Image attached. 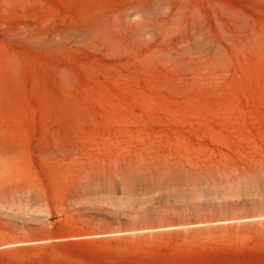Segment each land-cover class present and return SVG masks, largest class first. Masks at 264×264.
Returning <instances> with one entry per match:
<instances>
[{"label":"rangeland","instance_id":"374dc122","mask_svg":"<svg viewBox=\"0 0 264 264\" xmlns=\"http://www.w3.org/2000/svg\"><path fill=\"white\" fill-rule=\"evenodd\" d=\"M0 264H264V0H0Z\"/></svg>","mask_w":264,"mask_h":264}]
</instances>
